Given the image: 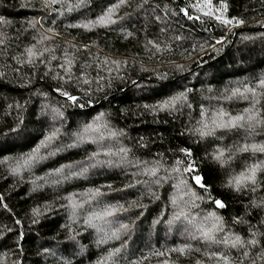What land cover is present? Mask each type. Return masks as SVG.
I'll return each instance as SVG.
<instances>
[{
    "label": "trees",
    "instance_id": "1",
    "mask_svg": "<svg viewBox=\"0 0 264 264\" xmlns=\"http://www.w3.org/2000/svg\"><path fill=\"white\" fill-rule=\"evenodd\" d=\"M261 81L264 0H0V264H264Z\"/></svg>",
    "mask_w": 264,
    "mask_h": 264
},
{
    "label": "snow or ice",
    "instance_id": "2",
    "mask_svg": "<svg viewBox=\"0 0 264 264\" xmlns=\"http://www.w3.org/2000/svg\"><path fill=\"white\" fill-rule=\"evenodd\" d=\"M120 2L123 3L124 0H120ZM118 6H119V5H117V7H118ZM114 11H115V9H110L108 15H106V16H104V17H101L96 23L101 24V25H107V24H110V23H115V21L111 19L112 12H114ZM223 22H224V23H231L232 21H230V20H225V21H223ZM260 86H261V87H264V81H261ZM244 92H245V93H247V92H252V93L255 95V89H249V88H246V89L244 90ZM232 95H233V96H236V95H243V93H241L239 89H236L235 91H233ZM68 98L71 99V100H73V101L76 100V98H75V97H72V96H69ZM179 99H180V97H177V98H175V99H174L172 102H170V103H175L176 100H179ZM165 106H167V105H165ZM246 111H249V110H246ZM226 115H227L226 113H224V112H220V113L217 114V118H213V119H211L210 122H211L212 124H214L217 128H229V127H230V128H237V127L242 126L240 122L245 120V116H235V117H232V118L228 119V120H227L226 122H224V123H219V122H218V119H219V120H223V118H224ZM247 119H248V120H252L253 117H252V116H248ZM97 120H99V117H97ZM261 123H264V121H261ZM204 128H205V129H208V124H207V123L204 125ZM14 131H15V130H14ZM57 131H58V130H57ZM98 131H99V128H98V127H93L92 125H88L87 127H85V128L83 129L82 132H80V133L77 134V137H76L77 142H82V141H84V139L87 137V135H88L89 133H92V132H98ZM212 131H214V130H208V131H203V130H201V135H211V134H212ZM54 135H55V134H53V136H49V137L47 138V142L50 143V142L52 141V139L54 138ZM112 135H115V133H112ZM102 138H103V137H101V139H102ZM243 150H244V151H247L248 149H247V148H244ZM253 150H254V151H261V152H264V146H260V147H255V146H254V147H253ZM38 151H39V150L37 149L36 152H38ZM106 154H108V153H106ZM222 155H223V153L221 152V153H220V156H222ZM35 158H36V156H35V154H34L33 157H32V159H35ZM219 158H220V157L218 156L217 159H219ZM25 163H26V164H27V163H31V160L25 161ZM86 170H87V169H84V171H86ZM57 171H59V170H57ZM187 171H192V169L189 168V169H187ZM250 171H251V175H250V176H246V177H245V176H241L240 178H237V179H236V184H237V186H240V185L244 182V180H251L252 182H255V172H256V167H253ZM81 174H82V173H81ZM152 174L155 175V171H153ZM194 180H195L196 184L200 185L201 187H204V185L201 183V177H200V176H198V175L195 176V177H194ZM173 203H175V200H173ZM215 204H216V206H217L218 208H223V207L225 206L224 203L221 202L220 200H216V201H215ZM75 206H77V205H74V207H75ZM112 215H114V212H113L112 210L105 209V210H104L102 213H100V214H94V218H95V219L104 220L106 217H109V216H112ZM181 217H184V219H186V220L188 219L187 216H185L184 213H180V214L174 216V217H173V221H169V223L171 224V223H173V222L176 221V220H180ZM105 222H107V221H105ZM188 223H189V224H192L193 221H192V220H188ZM122 227H127V226H126V225H122ZM98 230H99V229H98ZM113 235H115V233H113ZM201 235L203 236L204 239L215 241V236L212 234V230L202 231V232H201ZM223 242H224V243H227L228 241L225 240V241H223ZM252 243H255V241H252ZM239 244H241V240H240L239 237H236L235 241L232 242V246L235 247V246H237V245H239ZM116 251H119V249H117Z\"/></svg>",
    "mask_w": 264,
    "mask_h": 264
},
{
    "label": "rangeland",
    "instance_id": "3",
    "mask_svg": "<svg viewBox=\"0 0 264 264\" xmlns=\"http://www.w3.org/2000/svg\"><path fill=\"white\" fill-rule=\"evenodd\" d=\"M57 174H60L59 172L57 173ZM251 174L249 173L247 176H250ZM60 177L59 178H57L56 179V181H58L59 179L61 180L63 177H65V176H61V175H59ZM242 176H245L246 177V174H244V175H242ZM249 180H244V182L242 183V184H247V182H248ZM203 221L201 222V225L202 226H207L206 224H208L209 225V223H212V221H213V219L211 218V217H204L203 219H202ZM209 222V223H208ZM191 226V229H192V227H193V225H190ZM198 227V230H197V232H198V234H200L201 235V232L202 231H204V229L201 231L200 230V227L199 226H197ZM196 227V228H197ZM193 229H194V227H193ZM192 229V230H193ZM205 231H208V230H205ZM192 233L191 234H193V231H191ZM104 235V237H106L105 236V233L103 234ZM194 235V234H193ZM105 240H106V238H105Z\"/></svg>",
    "mask_w": 264,
    "mask_h": 264
},
{
    "label": "water",
    "instance_id": "4",
    "mask_svg": "<svg viewBox=\"0 0 264 264\" xmlns=\"http://www.w3.org/2000/svg\"><path fill=\"white\" fill-rule=\"evenodd\" d=\"M194 182H195V180H194ZM196 183V182H195Z\"/></svg>",
    "mask_w": 264,
    "mask_h": 264
}]
</instances>
